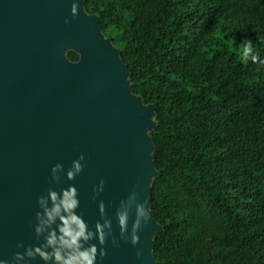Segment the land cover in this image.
<instances>
[{"label":"trees","instance_id":"obj_1","mask_svg":"<svg viewBox=\"0 0 264 264\" xmlns=\"http://www.w3.org/2000/svg\"><path fill=\"white\" fill-rule=\"evenodd\" d=\"M155 106L156 264H264V0H86ZM234 38V39H233ZM71 62L78 55L69 52Z\"/></svg>","mask_w":264,"mask_h":264},{"label":"water","instance_id":"obj_2","mask_svg":"<svg viewBox=\"0 0 264 264\" xmlns=\"http://www.w3.org/2000/svg\"><path fill=\"white\" fill-rule=\"evenodd\" d=\"M85 2L0 0V259L11 262L23 253L17 243L42 242L33 230L35 213L37 198L49 189L74 185L90 228L100 220L101 200L108 217L133 193L150 210L152 184L160 176L150 137L155 106L132 92L120 51L103 35L98 17L86 13ZM69 52L78 61L71 62ZM81 155L84 168L73 181L63 172L52 181L54 165L66 170ZM100 180L103 192L93 199ZM150 213L135 247L122 241L114 247L109 238L97 264H156L153 241L162 227ZM133 218L134 210L129 228ZM112 228L119 241L114 219Z\"/></svg>","mask_w":264,"mask_h":264},{"label":"clouds","instance_id":"obj_3","mask_svg":"<svg viewBox=\"0 0 264 264\" xmlns=\"http://www.w3.org/2000/svg\"><path fill=\"white\" fill-rule=\"evenodd\" d=\"M77 14L78 4L73 2L70 15L75 19ZM65 23H68L67 19ZM239 47L243 64L264 66V56L260 55L252 40L241 41ZM84 159L83 155L79 156L66 170L61 164L54 165L50 170L52 181L58 182V174L61 172L67 181H73L83 171ZM103 189L104 181L100 180L93 188V199L100 195ZM37 206L39 210L35 213L33 230L38 239L42 238V242L38 246L27 248L22 243H17L18 249L24 248L23 253H15L11 262L0 259V264H28V261L37 258L43 264H97L98 257L103 259L106 255L104 245L109 238H112L114 247H119L120 241L135 247L139 243L138 233L151 218L148 206L137 203L133 193L126 200L119 202L114 217L106 215V206L101 200L97 205L100 220L90 228L83 213L79 211V193L72 184L58 191L49 189L46 195L37 198ZM133 210L134 218L129 228ZM113 219L119 230V241L113 237Z\"/></svg>","mask_w":264,"mask_h":264}]
</instances>
